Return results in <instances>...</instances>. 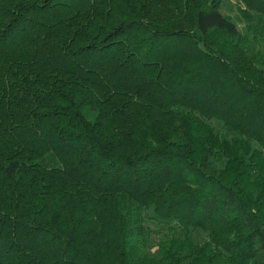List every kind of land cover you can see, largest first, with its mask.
Returning <instances> with one entry per match:
<instances>
[{
  "label": "trees",
  "instance_id": "trees-1",
  "mask_svg": "<svg viewBox=\"0 0 264 264\" xmlns=\"http://www.w3.org/2000/svg\"><path fill=\"white\" fill-rule=\"evenodd\" d=\"M224 1L0 0V264H264V0Z\"/></svg>",
  "mask_w": 264,
  "mask_h": 264
},
{
  "label": "rangeland",
  "instance_id": "rangeland-1",
  "mask_svg": "<svg viewBox=\"0 0 264 264\" xmlns=\"http://www.w3.org/2000/svg\"><path fill=\"white\" fill-rule=\"evenodd\" d=\"M222 10H223L224 14H226L227 16L231 17L233 20L238 22L239 29L241 31L242 30L246 31V30H244L243 23L239 22L240 19H243V16L237 11L236 3H235L234 0H225ZM256 25L257 24H253L252 27L253 28H257ZM253 49L254 50H252L251 53H254L258 49L264 50V41L262 43L258 44V45L255 44ZM212 124L222 134V124L219 123V122H213ZM255 147H258V146L255 145ZM151 226L153 228H155V229L160 227V225H157L155 223H151ZM193 240H194V243H196L198 245H202L207 240V235H204V234H193ZM154 243H155V240H153V244L152 245H154Z\"/></svg>",
  "mask_w": 264,
  "mask_h": 264
}]
</instances>
